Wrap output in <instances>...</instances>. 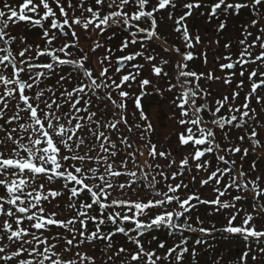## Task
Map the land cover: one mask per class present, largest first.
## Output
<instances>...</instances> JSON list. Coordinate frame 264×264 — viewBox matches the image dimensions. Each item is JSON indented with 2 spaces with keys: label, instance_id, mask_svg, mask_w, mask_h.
I'll return each mask as SVG.
<instances>
[{
  "label": "snow or ice",
  "instance_id": "snow-or-ice-1",
  "mask_svg": "<svg viewBox=\"0 0 264 264\" xmlns=\"http://www.w3.org/2000/svg\"><path fill=\"white\" fill-rule=\"evenodd\" d=\"M216 234L242 248L211 264H264V0H0V264H200Z\"/></svg>",
  "mask_w": 264,
  "mask_h": 264
},
{
  "label": "flooded vegetation",
  "instance_id": "flooded-vegetation-1",
  "mask_svg": "<svg viewBox=\"0 0 264 264\" xmlns=\"http://www.w3.org/2000/svg\"><path fill=\"white\" fill-rule=\"evenodd\" d=\"M12 2V0H10ZM247 18V13L245 12L240 19H235L230 21L228 31L232 33L233 37H236L239 35L237 28L239 24L242 22V20ZM203 22L201 21V25ZM27 25L24 23H21L20 30L26 31ZM203 31H211L208 27H203ZM30 39H35L36 32H30L28 33ZM223 43V41H222ZM184 235L188 236L189 240L192 241L195 238H200L199 234H193V233H184ZM204 239L207 241L209 245H215V252H201V255L199 257L200 264H211L210 257L217 256L220 254H224L226 260H230L234 258L236 255H238L239 251L242 248V242L238 238H231V239H225L222 234H216L212 237H204ZM199 247V246H198Z\"/></svg>",
  "mask_w": 264,
  "mask_h": 264
}]
</instances>
